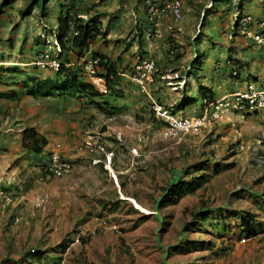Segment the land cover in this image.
Segmentation results:
<instances>
[{
	"label": "rangeland",
	"instance_id": "rangeland-1",
	"mask_svg": "<svg viewBox=\"0 0 264 264\" xmlns=\"http://www.w3.org/2000/svg\"><path fill=\"white\" fill-rule=\"evenodd\" d=\"M183 1L182 20L166 19L155 36L150 26L146 33L138 28L143 0H46L44 12L35 6L24 17L20 12L30 0H8L11 6L0 7V90L18 89L12 82L35 73L53 75L52 68L31 63L32 57L37 46L57 47L52 33L58 10L70 2L84 18L101 16L104 33L91 49L106 54L118 70L128 72L132 58L144 55L156 60L161 75L184 79L183 89L160 76L146 87L176 117L199 114L210 95L231 91L236 83L245 87L251 75L264 76V47L235 26L239 14L264 18V1ZM121 56L129 61L125 66ZM233 70L241 77H232ZM114 85L101 103L111 112L58 91L46 98L52 112L36 109V120L23 113L33 109V100L43 103L23 89L20 105H0V264H264V109L229 114L198 133L168 134L146 92L123 75ZM33 124L49 143L39 153L21 144L22 126ZM55 150L70 164L61 176L47 169ZM105 155H111L118 181ZM204 160L209 167L196 170ZM187 167L184 180L204 174L206 181L153 211L172 171ZM206 208L220 210L196 223L192 214ZM101 220L118 230L102 228ZM249 224L254 231L241 242Z\"/></svg>",
	"mask_w": 264,
	"mask_h": 264
},
{
	"label": "built area",
	"instance_id": "built-area-1",
	"mask_svg": "<svg viewBox=\"0 0 264 264\" xmlns=\"http://www.w3.org/2000/svg\"><path fill=\"white\" fill-rule=\"evenodd\" d=\"M143 7L145 20L155 36L160 35L161 26L169 17L175 21H180L183 18V0H144ZM236 22L239 27V33L241 32V34L264 47V18L250 14H241L238 16ZM168 28L171 29V26ZM174 55V50H170L169 57L172 58ZM102 61H106V58H103ZM100 62V57L91 58L88 62V66H86V71L88 79L96 85L100 91H105L107 78L105 75L97 73L98 69L96 66H98ZM35 63L40 66L47 64L54 69H57L59 65L58 62L50 59L48 52L40 54L36 58ZM122 74L133 84L139 86L142 91L147 93L152 101L151 107L155 112L156 119L163 122L167 128L166 133L168 134L172 131L178 134L195 133L200 131L207 124L221 119L223 114L227 112L264 109V76L257 77V79L254 80L252 78L247 79L245 87L236 89L231 94L206 104L204 110L199 114L176 117L168 109L152 99L146 89V85L154 82L155 78L160 76L163 79H167V85L177 90L183 87L184 79L173 81L172 77L169 75H161L160 67L157 62L152 57L144 55L137 56L129 71ZM109 77L112 78L113 76L110 75ZM93 142L96 143L95 140ZM85 143L87 146L92 145L90 140L85 141ZM97 149L102 150V147L97 145ZM109 157H111V155ZM69 167L70 164L61 158V154H59L57 150L49 154L47 169L51 174L61 176ZM100 226L115 231L118 230L115 224H110L106 220H101ZM247 239H249L248 235H244L240 238V241L245 242Z\"/></svg>",
	"mask_w": 264,
	"mask_h": 264
},
{
	"label": "trees",
	"instance_id": "trees-1",
	"mask_svg": "<svg viewBox=\"0 0 264 264\" xmlns=\"http://www.w3.org/2000/svg\"><path fill=\"white\" fill-rule=\"evenodd\" d=\"M6 1L8 0H4L3 3H1L0 7H3L5 4L10 3ZM45 1L46 0H44V3L41 5L38 0H30L25 9L20 12L21 16L24 17L28 15L31 9L35 6H38L39 9L44 12ZM84 14L85 13H83V11L80 10L78 6H76L75 2H70L66 4L62 3L60 5L56 17V31L53 32V36L57 41L60 49L56 53L55 57L60 61V63L59 68L55 72L54 77H46L44 79H39L34 76H29L21 81H15L14 83L20 86V88L24 89L27 94L33 96H56L58 94L59 96H64V94H70L75 97L77 96L79 100L87 98L89 100V103H93L98 107L105 108V110H109L110 106L104 107L101 104L102 101L105 102V100L102 98L104 97L103 94L99 93L91 85V83L86 80H83L82 68L76 67L75 65H64V62L73 64H75V62H79L82 58L85 57L87 51L89 50V47L95 42V40L103 34L102 20L100 19L101 16L99 14H96L84 18ZM92 54L104 56L103 54H100L97 51H93ZM71 58H74L75 61L72 62L73 60ZM107 69L109 71L115 72V64L110 63ZM115 90L116 89L112 85H110L109 93H113L115 92ZM56 91H58V94L56 93ZM184 94H186V92ZM18 96V92L15 89H11L9 91H0V98L17 99ZM189 96H187L188 100H190L191 102L196 101L193 97L190 98ZM97 97L99 99L102 98V100L95 99ZM213 98L214 95L212 94L209 96L208 100H211ZM186 104H188V101H186ZM109 111L111 112V110ZM21 144L25 150L39 153L48 144V141L44 134L38 132L32 126H28L21 131ZM208 165V160H204L196 163L194 167L196 170L203 171L209 167ZM215 169L217 170V168ZM189 172L190 171L188 167L182 171H172L169 184L164 189V193L162 194V196H160L159 199L156 200V203L154 204L155 209L153 211H157L159 208L165 207L166 203L169 201H177V199L181 197L182 192L194 190L197 186L202 185L203 182L206 181V176L204 174L201 177H193L189 180H184L182 178V175H186ZM217 210L220 209H201L194 212L192 216L196 223L197 221H199V218L202 215H204L203 217L206 221L207 216H205V214ZM248 226L249 227L247 235L249 236L250 233L253 232L249 229L252 228L250 224ZM39 252L41 253L40 255H43L42 253L45 251L42 250ZM46 254L47 252L44 253V255Z\"/></svg>",
	"mask_w": 264,
	"mask_h": 264
},
{
	"label": "clouds",
	"instance_id": "clouds-1",
	"mask_svg": "<svg viewBox=\"0 0 264 264\" xmlns=\"http://www.w3.org/2000/svg\"><path fill=\"white\" fill-rule=\"evenodd\" d=\"M144 1V0H143ZM263 1V0H262ZM11 4H12V2H10L9 3V5L8 6H11ZM6 7V6H5ZM143 14H144V7H143ZM239 15H241V14H239ZM238 15V16H239ZM238 16H237V18H238ZM254 16V15H253ZM257 17H259V16H257ZM144 19H145V17H144ZM146 21V20H145ZM237 21V20H236ZM149 25V24H148ZM237 25V22L235 23V26ZM238 27V26H237ZM102 31H103V29H102ZM103 33H104V31H103ZM243 35V34H242ZM52 36H53V33H52ZM101 36V35H100ZM243 36H245V35H243ZM246 37V36H245ZM53 38H54V36H53ZM99 38V37H98ZM97 38V39H98ZM248 38V37H247ZM96 39V40H97ZM250 39V38H249ZM54 40H55V38H54ZM95 40V41H96ZM252 40V39H251ZM56 41V40H55ZM56 43H57V41H56ZM39 44V43H38ZM37 44V45H38ZM92 46V45H91ZM91 46L89 47V50L87 51V53H86V55H85V57L84 58H82L79 62H75V64H73V63H68V62H64V65H75L76 67H80V68H82V71H83V75H82V78H83V80H86V81H88L89 83H91V85L99 92V93H101V94H103V96L105 95V94H111V93H109V88H110V85H112L114 88L116 87L114 84L117 82V77H118V75H123L122 73L123 72H121L120 70H118L117 68H116V66H115V72H113V71H109L108 69H107V67H109V65H110V63H114L115 64V62L113 61V60H111L106 54H103V53H100V54H103L104 56H100V55H93L92 54V52L93 51H96V50H92L91 49ZM38 47V46H37ZM60 49H59V45H58V43H57V47L55 48V47H53V48H51V50H50V48L49 49H36L35 51V54H34V56L32 57L33 59H32V62L31 63H33L35 66H37L38 68H41V69H46V67L48 68H52V70H53V75H51V76H47V77H54L55 76V72L58 70V68H59V65H58V67H57V69H54L53 67H51V66H49V65H44V66H40V65H37L36 63H35V60H36V58L40 55V54H43L44 52H48V54L50 55V59H52V60H55L56 62H58V63H60V61L55 57L56 56V53L59 51ZM170 50H172V49H170L169 48V52H170ZM98 52V51H97ZM99 53V52H98ZM195 55V54H194ZM93 57H100L101 58V62L99 63V65L98 66H96L97 67V69H98V72L97 73H99V74H102V75H105V77L107 78V80H106V90L105 91H100L97 87H96V85H94L89 79H88V76H87V71H86V66H88V62L91 60V58H93ZM103 58H106V61H102L103 60ZM154 59V58H153ZM135 60V59H134ZM155 60V59H154ZM75 61V59L72 61V62H74ZM156 61V60H155ZM134 62V61H133ZM0 63L1 64H4V62H1L0 61ZM8 63H10V62H8ZM102 63V64H101ZM158 64V63H157ZM219 65H216V67H218ZM130 67H131V65H130ZM130 69V68H129ZM124 73H127V72H124ZM160 74H161V71H160ZM0 75H5L4 74V72H0ZM33 75V74H32ZM35 75V74H34ZM110 75H112L113 77L112 78H110L109 76ZM30 75H28V76H25L24 78H21V80H23V79H25V78H27V77H29ZM37 75H35L34 77H36ZM231 76L232 77H241V76H239V73L237 72V71H232L231 72ZM1 77V76H0ZM158 77V76H157ZM257 77H262L261 75H256V76H253L252 77V75L251 76H249V77H247V79H249V78H254V79H257ZM37 78H39V79H44V78H46V77H44V78H40L39 76L37 77ZM127 78V77H126ZM161 78V77H160ZM156 79V78H155ZM161 79H163V78H161ZM21 80H19V81H21ZM127 80L128 81H130L128 78H127ZM243 80V79H242ZM15 82V81H14ZM14 82H12V83H14ZM131 82V81H130ZM154 82H155V80H154ZM132 83V82H131ZM15 84V83H14ZM13 84V86H18L17 84L16 85H14ZM133 84V83H132ZM149 84V83H148ZM153 84V83H152ZM133 85H135V84H133ZM184 85H185V81H184ZM184 85H183V87L181 88V89H183L184 88ZM135 86H137V85H135ZM137 87H139V86H137ZM146 87H147V85H146ZM9 89H7V90H0V91H9V90H11V89H15L17 92H18V98L17 99H19L20 98V91H22L21 89L22 88H20V86H18V89L17 88H14V87H8ZM140 88V87H139ZM239 88H242V86H238L237 85V83L235 84V87L233 88V90H231V91H229V92H226V93H224V94H221L220 96H214V98L213 99H211V100H208V99H204V100H202V102H203V104L206 106V104H208V103H210V102H212V101H215L216 99H219V98H221V97H223V96H227V95H229V94H231L232 92H234L236 89H239ZM24 90V89H23ZM141 90V89H140ZM25 91V90H24ZM142 91V90H141ZM148 91V90H147ZM26 92V91H25ZM143 92V91H142ZM148 93L151 95V93L148 91ZM28 95H30V94H28ZM31 96H33V95H31ZM37 97H50V96H40V95H36ZM148 96V95H147ZM152 97V96H151ZM3 99H5V98H3ZM17 99H7V100H17ZM153 99V98H152ZM154 100V99H153ZM79 101H81V100H79ZM205 102V103H204ZM160 103V102H159ZM111 107V106H110ZM257 110H259V109H257ZM257 110H252V111H250V110H247V111H243V112H237V111H232V112H227V113H225V114H223V116L222 117H225V116H227V115H229V114H239L240 116H244L245 114H250V113H252V112H256ZM203 111V110H202ZM201 111V112H202ZM200 112V113H201ZM153 113L155 114V112H154V110H153ZM221 117V118H222ZM220 120V119H219ZM219 120H217V121H219ZM216 122V121H215ZM212 123V122H211ZM26 127H28V126H26ZM25 127L24 126H22V128H21V131L24 129ZM263 139H264V136H263ZM52 152V151H51ZM50 152V153H51ZM49 153V154H50ZM48 157H49V155H48ZM98 160L96 161V162H99L100 161V159L99 158H97ZM105 165H106V163L108 162V164H111V157H109V160H108V155H107V157H106V155H105ZM103 160V161H104ZM51 173V172H50Z\"/></svg>",
	"mask_w": 264,
	"mask_h": 264
},
{
	"label": "crops",
	"instance_id": "crops-1",
	"mask_svg": "<svg viewBox=\"0 0 264 264\" xmlns=\"http://www.w3.org/2000/svg\"><path fill=\"white\" fill-rule=\"evenodd\" d=\"M139 18H141L144 22H139L140 24H141V27L139 26L138 28H139V30L141 29V30H144V32L146 33V32H148V30H149V25H148V23L145 21V19H144V14H143V8H142V10H141V12L139 13V16H138ZM103 21V20H102ZM172 22H176L175 20H173L171 17H169L166 21H165V24H167V23H169V24H171ZM140 30V31H141ZM38 50L39 48L38 47H36L35 48V50ZM96 51H98L99 53H102V52H100L99 50H97L96 49ZM104 54V53H103ZM131 54H134L135 55V51L133 52V53H131ZM122 57V61H121V63H122V66H125L126 64H128L129 63V61H126V59H125V57L124 56H121ZM133 60H134V58H132V60L130 61V62H133ZM2 62V61H1ZM11 63V62H10ZM44 70V69H43ZM41 72V70H38V72ZM35 75H36V73H35ZM37 76H39V75H37ZM40 77V76H39ZM42 77V76H41ZM45 76H43L42 78H44ZM7 89H9L8 87H6L5 89H3V90H7ZM226 92H229V91H224V90H222L221 91V94H224V93H226ZM220 94V95H221ZM219 95V96H220ZM25 100H28L29 99V97L26 95L25 96ZM46 98H49V97H39V101L40 102H42L43 104H41V105H38L37 104V102H36V100H33L34 101V103L33 102H31V104L34 106L33 107V109L32 108H29V110H28V112L27 113H23V115L24 116H26V114H27V116H29L30 118H32V119H37V117H34V113L37 111L36 109H38V110H41V111H44V112H47V115H48V113H51L52 112V109H54V108H52V107H50L49 109H50V111H48L47 110V106H48V103L46 104ZM20 99V98H19ZM18 100V99H17ZM17 100H7V99H3V98H0V105H7V107L8 108H11V107H13L14 106V104L16 105V106H18V105H20L21 103L20 102H18V105H17ZM24 101V100H23ZM29 101H30V99H29ZM51 103V102H50ZM49 103V104H50ZM40 116H42V114L40 115ZM45 116V115H44ZM3 117V115L2 114H0V118H2ZM51 119H52V117L51 116H49ZM31 126H35L34 124L33 125H31ZM63 128V127H62ZM46 137H47V135H45ZM49 144V143H48ZM96 153V152H95ZM96 155H99L98 153H96ZM263 225V224H262ZM251 231H254V229H252V228H249ZM244 231V230H243ZM240 232V235L241 236H244V235H247V233H244V232ZM256 232H257V230H256Z\"/></svg>",
	"mask_w": 264,
	"mask_h": 264
},
{
	"label": "bare ground",
	"instance_id": "bare-ground-1",
	"mask_svg": "<svg viewBox=\"0 0 264 264\" xmlns=\"http://www.w3.org/2000/svg\"><path fill=\"white\" fill-rule=\"evenodd\" d=\"M106 168L108 169V171H109L110 173L113 174L112 176L116 179V181H118L117 175H116L115 172L113 171V168H112L111 164H108V162H107V163H106ZM124 197H126V196H124ZM127 199H129L131 202H133V203L135 204V206H136L138 209H140L141 211H143V212H145V213H149V211H148L146 208H144L142 205H140V204H139L134 198L128 197Z\"/></svg>",
	"mask_w": 264,
	"mask_h": 264
}]
</instances>
